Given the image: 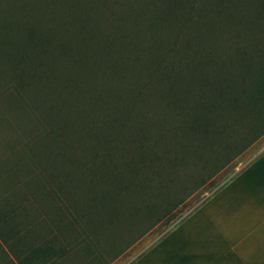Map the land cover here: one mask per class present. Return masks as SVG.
<instances>
[{
  "label": "trees",
  "instance_id": "trees-1",
  "mask_svg": "<svg viewBox=\"0 0 264 264\" xmlns=\"http://www.w3.org/2000/svg\"><path fill=\"white\" fill-rule=\"evenodd\" d=\"M0 124V264H110L264 135V0H0Z\"/></svg>",
  "mask_w": 264,
  "mask_h": 264
},
{
  "label": "crops",
  "instance_id": "crops-1",
  "mask_svg": "<svg viewBox=\"0 0 264 264\" xmlns=\"http://www.w3.org/2000/svg\"><path fill=\"white\" fill-rule=\"evenodd\" d=\"M133 264H264V153Z\"/></svg>",
  "mask_w": 264,
  "mask_h": 264
},
{
  "label": "rangeland",
  "instance_id": "rangeland-1",
  "mask_svg": "<svg viewBox=\"0 0 264 264\" xmlns=\"http://www.w3.org/2000/svg\"><path fill=\"white\" fill-rule=\"evenodd\" d=\"M142 15H148L142 13ZM151 17L144 16L141 18V26L136 28L133 22L128 24V29L130 30V34L135 36H141L140 38L144 41H148L152 36V29L148 28L151 26ZM151 23V24H150ZM101 25H107V18L104 17L102 21H100ZM216 26H226L225 30H222L223 33L220 34L221 41H225L227 39L228 45H230L231 40H235V31L231 30L230 26L224 25L222 23H217ZM206 25L204 24L202 28L204 29ZM170 32V37L172 36V32ZM203 32V31H202ZM192 34V31L188 29L183 30V39L189 38ZM235 37V38H234ZM239 37V36H238ZM241 37V36H240ZM246 38V37H245ZM244 39L242 36L241 40ZM209 44V43H208ZM204 49H207L206 43L202 45ZM226 48V47H225ZM201 50V48H200ZM232 48H228L226 51L231 52ZM225 52V53H226ZM200 54V53H199ZM223 55L226 56V54ZM4 85V83H3ZM29 139V133L26 130L18 131V128L12 129L11 127H5L0 124V162L4 161V159H10L11 163H15L16 161H22V151L24 150V144ZM12 144V145H11ZM264 153V135L260 137L251 147H249L244 153L238 156L226 169L222 170L215 179V184L213 186H202L195 193L192 194L188 203L184 206L183 211L180 212L179 217L175 220L174 224L164 227H158L147 233L142 239L135 242L133 246H131L128 250L122 253L119 257L114 259L110 264H133L137 258H139L146 250L152 246L157 239H159L164 233L168 230H171L175 225L182 222L185 218L189 217L194 210L203 202L204 199L210 197L214 191H216L219 187L228 182L232 177H234L237 173H239L242 169H244L248 164L252 163L259 156ZM9 161V162H10ZM10 164V163H9ZM6 168H8L6 166ZM15 185V183H14ZM18 185V183H16ZM16 190V189H15ZM9 189H6V193ZM10 192V191H9ZM8 192V193H9ZM13 195H15L13 193ZM16 194L15 196H17ZM14 196V197H15ZM190 213L188 216H186ZM184 216H186L184 218ZM184 218V219H183ZM183 219V220H182Z\"/></svg>",
  "mask_w": 264,
  "mask_h": 264
}]
</instances>
